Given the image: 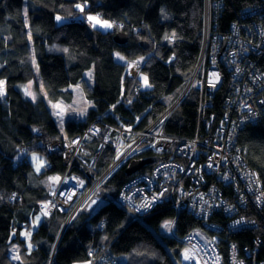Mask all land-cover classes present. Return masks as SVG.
Returning a JSON list of instances; mask_svg holds the SVG:
<instances>
[{
	"label": "trees",
	"instance_id": "trees-1",
	"mask_svg": "<svg viewBox=\"0 0 264 264\" xmlns=\"http://www.w3.org/2000/svg\"><path fill=\"white\" fill-rule=\"evenodd\" d=\"M27 1L26 6L25 0H0V81H5L7 93L0 96V264H75L90 260L92 250L103 246H111L118 261L125 254L128 263L181 264L183 243L168 235L164 224L177 216L175 229L182 236L201 227L202 221L184 207L178 214L170 203L140 216L119 201L123 185L138 173L152 172L156 163L130 175L126 171L129 160L101 184L103 200L93 213L79 211L65 225L69 213L56 211L32 230L28 241L23 231L32 229L40 202L53 195L67 168L61 153L50 152L38 143L67 139L93 120L103 126L145 130L177 101L200 64L206 23L211 30L206 47L210 56L216 32L231 30L233 22L240 24L241 10L254 0H222L221 6L215 0L210 6L208 0ZM77 5H82L83 11ZM89 13L111 20L113 30L93 27L87 20ZM57 15H84L85 22L59 25ZM117 33L126 34L128 40L118 43ZM117 53L125 57L124 62L116 58ZM257 59L264 70V53ZM132 61L141 64L137 80L129 73L128 62ZM90 69L94 72L92 83L85 78ZM222 72L213 105L203 112L201 92L193 88L169 117L166 134L192 139L205 133L203 118L215 113L216 123L220 120L232 86L229 71L224 68ZM143 74L148 76L150 87L143 88ZM33 81L45 87L48 98L41 95L33 101L24 93L23 86ZM80 82L93 107L85 120H67L66 133H62L48 101L70 100L72 92L66 88ZM237 142L264 188V118L247 124ZM30 145L34 147L30 149ZM90 146L96 149L99 142ZM19 149L39 152L46 160L45 168L36 173L28 154L17 157ZM115 153L108 145L96 166L91 168L88 162L78 160L73 170L91 184ZM154 155L149 149L132 160ZM55 177L59 180L52 179ZM251 207L243 213L260 224L223 234L224 264H230L229 242L237 244L242 255L243 247L254 249L258 240L261 245L256 258L264 262V215L256 206ZM212 220L219 225L226 222L222 212L215 213ZM17 255L20 259H13Z\"/></svg>",
	"mask_w": 264,
	"mask_h": 264
},
{
	"label": "built area",
	"instance_id": "built-area-1",
	"mask_svg": "<svg viewBox=\"0 0 264 264\" xmlns=\"http://www.w3.org/2000/svg\"><path fill=\"white\" fill-rule=\"evenodd\" d=\"M210 3L212 0H208L209 6ZM217 3L221 6L222 0H215ZM241 11L240 24L233 22L231 30L218 31L214 35L208 69L201 74L195 72L202 84L200 107L203 112L213 105L212 97L222 84L223 69L230 73V94L225 99L224 114L217 123L215 114L211 113L209 118H203L205 133L202 136L197 134L195 138L187 139L166 134L165 125L182 97L145 130L136 131L110 124L103 126L98 120H93L82 131L53 145V149L58 148L56 150L61 152L67 168L53 198L40 202V207L41 203H45L44 207L48 204V214L56 211L69 213L74 207L72 205L90 186L86 197L93 196L112 173L103 172L89 184L87 177L73 170L72 163L84 146L98 141L96 139L100 137L102 128L108 129L104 145H112L116 151L121 147V135L128 133L137 139L126 157L132 158L153 149L155 155L164 158L156 163L152 172L138 173L123 185L120 203L141 215L150 213L162 203H170L178 214L183 207L186 208L202 221L201 227L179 236L175 229L177 216L163 227L168 235L183 243L181 264H224L223 234L259 226L257 218L243 213L252 210L251 205L256 206L259 212L263 211L264 215L261 179L240 153L237 142L240 131L247 124L264 118V70L257 59L264 53V0H254L251 6H245ZM206 29L204 51L211 33L208 22ZM200 64L196 69L200 70ZM128 67L131 77L137 80L141 76V64L132 61L128 62ZM191 86L192 82L188 90ZM138 90L142 87L139 86ZM149 136L154 139L145 141ZM224 187L231 190L227 192ZM50 209L52 212H49ZM217 212H222L226 218L222 225L212 220ZM260 245L258 240L254 249L243 247L241 255L237 244L229 242L230 264H264L256 258ZM110 247L103 246L102 251L98 247L92 250L94 264H120L118 259L113 258ZM186 252L191 259H185Z\"/></svg>",
	"mask_w": 264,
	"mask_h": 264
},
{
	"label": "rangeland",
	"instance_id": "rangeland-1",
	"mask_svg": "<svg viewBox=\"0 0 264 264\" xmlns=\"http://www.w3.org/2000/svg\"><path fill=\"white\" fill-rule=\"evenodd\" d=\"M27 2L28 1L25 0L26 6H27ZM26 6H25V8H26ZM88 16L98 17L101 21H107V22L113 24V27L112 28H102V27H100V25H97L96 26L97 28H100L103 31H111V30H113L114 23L111 20L106 19L105 17H102V16H95L93 13H89ZM88 22L91 25H93V23H95L94 21H89V20H88ZM206 30L207 29H205V32H206ZM205 54L206 53L203 51V54H202L203 60H202V63L200 64V67L204 66ZM208 54L211 56V53H208ZM121 57H123V59H121ZM33 58H34V56H33ZM116 58L118 60L123 61V62L125 61V57L122 54H120V53H117L116 54ZM33 64H36V63L34 62ZM196 70L194 71V73H193V75H192V77L190 78V81H189V83L192 82L191 88L188 90V86H189V83H188L187 86L185 87V89L183 90V92L181 93V95L178 97V99L181 98V97L184 99L187 96V94L193 88H196L199 92H201V90H200V88L202 87V84L200 83L201 80H199L200 77L196 78L195 72L201 74L203 72V69L200 68V70L199 69H196ZM93 76H94L93 69H90L87 72H85V78L88 79L89 82H91V83L93 82ZM145 76L148 78V76L146 74H143L142 75V78H141L142 83H143V88H144V80H143V77H145ZM4 83H5V81H4ZM148 84H149V80H148ZM22 85H24V84H22ZM22 85L20 84L19 87L22 86ZM3 88H4V92H5L6 91L5 84L3 85ZM26 88H28L29 91H31V93L33 94L32 96H29V97L31 99H33V96L35 97V99H33V101L34 100L37 101V99L39 100L41 98V95H43V96L45 95L46 98H48V95L46 93V89H45V87H43V85L41 83L39 84L36 81L26 83V85L23 86L24 93H25V89ZM66 90H69L70 92H72V96H71V99L70 100L60 99L58 101H55V100L54 101L53 100H49L48 101L49 106H50V108H51L54 116L57 119L58 127H59V129H60V131L62 133H66L65 132V124H66L67 120L83 121V119L85 120V118L87 117L90 109L93 107V103L88 99V97L86 95V92H85V89H84V87H83V85H82L81 82L78 83V84H72V85H70L69 87L66 88ZM4 97H6V96L5 95L2 96V98H4ZM53 105H60V108H54ZM61 109H63L62 116H57L56 113L58 111H60ZM157 130L158 129H156V131ZM107 133H108V129L102 128L100 137L98 139H96L99 142V147H96V149H92L91 146H90L91 144H89L86 147L84 146L83 149H81V151L78 153V156H77L76 160L72 163L71 167L74 166L75 165V162L78 161V160L79 161L82 160L85 163L88 162V164H90V167L91 168L94 165L96 166L97 159L101 155V152L104 150L105 147H107L109 145V144L104 145V140H105V137H106ZM121 138H122V143H121V145H119L121 147H120L119 150L116 151V153L113 156L110 164L104 170V173L105 172H107V174H111L112 173V175H113L115 172H117L119 169H121V167L125 163H127L129 160L130 161L132 160V158L126 157V155L134 147V143H135L137 137L136 136H130L127 133V134L121 135ZM149 138L150 139H154L153 136H149V137H147L145 139V141L147 139H149ZM64 140L63 139H56V142L57 141H64ZM145 141H144V143H145ZM33 147H34V145H30L29 146L30 149H32ZM113 148L116 149L114 146H113ZM25 154H28V156L30 157V159L32 160V162L35 164V166L37 165V161L34 160L33 157H39L40 160L43 161V165H44L43 168H42V170L45 168L46 160H45V158L39 152H36V151H28L27 152L25 150H20L19 149L17 155L20 156V157H23ZM190 167H192V164H190ZM81 176H83V175H81ZM90 187L87 188L86 191H85V193L82 195V197H80L72 205V207L73 206L74 207L69 212V215H68L69 221H67L65 225H68L71 222V220L78 214L79 211L81 212L83 210H88V211H90V212L93 213L100 206V204L102 203L103 197H102V194H101L100 186L98 187L97 192L93 194V196L90 195V196L86 197V193L90 189ZM55 192L53 193V195L55 194ZM53 195L50 196L49 198H47L46 200H43V201H47L51 197L53 198ZM119 195H120V193H119ZM43 201H41V202H43ZM93 201H94V203H93ZM44 204L45 203H41L42 208L39 207V211L42 213V215L45 217V219H47L48 217L52 216L54 212H52V209H50L49 212H52V213L48 214V204H46L47 205V208L44 207ZM154 209L155 208H153V210ZM44 211L47 212V215H44ZM133 213H135L136 215H140V216H143V215L148 214V213H146V214L141 215V214L137 213L134 210H133ZM39 220H40V218H39ZM39 220H36V222H35L34 225L32 224L33 227H32L31 230L25 229L23 231V236L28 241H30L31 235H32L31 234L32 233V230L37 227V224H38ZM163 230H164V228H163ZM27 233H30L31 235L28 236V235H26ZM128 261H129V258L127 257V255L124 254L123 256H120V260H119V263L120 264H127ZM87 262H91V264H94V258H92L90 260H87V261H83V262H77L75 264H87ZM128 264H144V261H138V262H135V263H128Z\"/></svg>",
	"mask_w": 264,
	"mask_h": 264
},
{
	"label": "water",
	"instance_id": "water-1",
	"mask_svg": "<svg viewBox=\"0 0 264 264\" xmlns=\"http://www.w3.org/2000/svg\"><path fill=\"white\" fill-rule=\"evenodd\" d=\"M56 17H60L59 20L56 19V21L59 23V25L63 24H69L72 22H85L84 15H80L77 17H63L61 15H57ZM91 30V28H90ZM115 40L118 43H125L128 40V37L126 34L123 33H117L115 36ZM163 159L162 156H151L147 158H141V159H133L131 162H129L128 167L126 169L127 173L130 175H133L137 173L138 171L142 170L147 164H154L156 162H159Z\"/></svg>",
	"mask_w": 264,
	"mask_h": 264
},
{
	"label": "snow or ice",
	"instance_id": "snow-or-ice-1",
	"mask_svg": "<svg viewBox=\"0 0 264 264\" xmlns=\"http://www.w3.org/2000/svg\"><path fill=\"white\" fill-rule=\"evenodd\" d=\"M77 7L80 8L81 11H83V7L81 5H77ZM165 18H166V16H165ZM56 19L59 20L60 17H56ZM87 19L89 21H94L95 22V23H93V27H96L97 25H100V27H102V28H112L113 27V24H111V23H109L107 21H101L98 17L88 16ZM121 59H123V57H121ZM143 80H144V86L145 87H150V85L148 84V78L146 76L143 77ZM3 85H4V82L0 81V96L4 95ZM25 94L28 95V96H32L33 95L31 93V91H29L28 88L25 89ZM33 99H35L34 96H33ZM53 107L54 108H60V105H53ZM62 114H63V109H61L60 111H58L56 113L57 116H62ZM33 159L37 161L36 171L39 172L41 170V167L44 166L43 165V161H41L39 157H33ZM52 179L59 180V177H55V178H52ZM93 203H94V201H93ZM45 208H47V205H45ZM44 215H47V212H45ZM37 220H39V217H37ZM26 235L30 236L31 234L27 233ZM28 247L31 248V245L29 244ZM191 258L192 257H190L187 254V252H186L185 253V259H191ZM13 259H20V257L17 255V256H14ZM87 264H91V262H87Z\"/></svg>",
	"mask_w": 264,
	"mask_h": 264
},
{
	"label": "bare ground",
	"instance_id": "bare-ground-1",
	"mask_svg": "<svg viewBox=\"0 0 264 264\" xmlns=\"http://www.w3.org/2000/svg\"><path fill=\"white\" fill-rule=\"evenodd\" d=\"M80 16V15H79ZM208 44H209V39H208ZM211 45H212V43H211ZM210 48H211V46H210ZM207 50V49H206ZM204 51L206 54L205 55H207V51ZM212 51V50H211ZM210 53V52H209ZM208 56V55H207ZM206 57V56H205ZM209 57V56H208ZM203 58V57H202ZM202 69H203V72L205 71V70H207L208 69V66L205 64L204 66H202L201 67ZM216 93H217V90H216ZM215 93V94H216ZM215 114V113H214ZM224 114V113H223ZM223 116V115H222ZM55 143H57L56 142V140H53V141H50V142H47V143H44L43 141H40L38 144L40 145V146H43V147H45L46 149H48V150H52L53 152H57V153H61L59 150H56V149H58V148H56V149H53V145L55 144Z\"/></svg>",
	"mask_w": 264,
	"mask_h": 264
},
{
	"label": "crops",
	"instance_id": "crops-1",
	"mask_svg": "<svg viewBox=\"0 0 264 264\" xmlns=\"http://www.w3.org/2000/svg\"><path fill=\"white\" fill-rule=\"evenodd\" d=\"M121 61V60H120ZM4 82V81H3ZM5 84V83H4ZM5 89H6V86H5ZM6 91L4 92V95L6 96ZM3 95V96H4ZM28 96V95H27ZM29 97V96H28ZM30 98V97H29ZM31 99V98H30ZM31 100H33V99H31ZM38 100V99H37ZM35 101V100H34ZM18 158H22V157H20V156H17ZM28 158H29V160H30V162H31V164L33 165V168H34V171L36 172V173H40L41 172V170H42V168H43V166L41 167V170L39 171V172H37L36 171V166H35V164L32 162V160L30 159V157L28 156ZM37 216L40 218V220H39V222H38V224H37V226L39 225V224H41L44 220H45V217L42 215V213L39 211L38 213H36L33 217H32V224L34 225L35 224V222H36V220H37Z\"/></svg>",
	"mask_w": 264,
	"mask_h": 264
},
{
	"label": "clouds",
	"instance_id": "clouds-1",
	"mask_svg": "<svg viewBox=\"0 0 264 264\" xmlns=\"http://www.w3.org/2000/svg\"><path fill=\"white\" fill-rule=\"evenodd\" d=\"M70 138V137H69ZM69 138H67V139H69ZM154 156H158V155H154ZM161 156V155H160ZM163 157V156H162ZM164 158V157H163ZM163 160V159H162ZM156 163H158V162H156Z\"/></svg>",
	"mask_w": 264,
	"mask_h": 264
}]
</instances>
